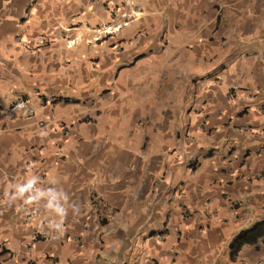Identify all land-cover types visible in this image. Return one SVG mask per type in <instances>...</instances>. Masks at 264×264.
Masks as SVG:
<instances>
[{
	"label": "crops",
	"instance_id": "obj_1",
	"mask_svg": "<svg viewBox=\"0 0 264 264\" xmlns=\"http://www.w3.org/2000/svg\"><path fill=\"white\" fill-rule=\"evenodd\" d=\"M136 3L0 0V264H264V0Z\"/></svg>",
	"mask_w": 264,
	"mask_h": 264
},
{
	"label": "trees",
	"instance_id": "obj_2",
	"mask_svg": "<svg viewBox=\"0 0 264 264\" xmlns=\"http://www.w3.org/2000/svg\"><path fill=\"white\" fill-rule=\"evenodd\" d=\"M264 237V220L257 222L252 227L243 230L234 240L232 248L235 254L245 244L258 245L260 240Z\"/></svg>",
	"mask_w": 264,
	"mask_h": 264
},
{
	"label": "built area",
	"instance_id": "obj_3",
	"mask_svg": "<svg viewBox=\"0 0 264 264\" xmlns=\"http://www.w3.org/2000/svg\"><path fill=\"white\" fill-rule=\"evenodd\" d=\"M136 1H137V0H122V2H123L125 5H129V6H135V5L137 4ZM135 13H136V10H135V9H132V10H130L129 12H127V11L122 12V15H123L124 17H127V18L123 21V24H128V23L130 22V20L132 19L131 16H132L133 14H135ZM121 25H122V24L114 25L113 28H112L113 25H112V26H111V25H110V26H107V27L104 28V31L107 32V33H108V32H111V31H113L114 29H118V28H120ZM20 40H22V39H20ZM47 40H48L47 36H45V35H41V36H39V38H38V40H37L38 45L46 44V43H47ZM18 105L24 107V103H23V102L19 103ZM98 200H99V199L96 197V201H98ZM97 204L99 205V202H97ZM26 264H30V263H26Z\"/></svg>",
	"mask_w": 264,
	"mask_h": 264
},
{
	"label": "clouds",
	"instance_id": "obj_4",
	"mask_svg": "<svg viewBox=\"0 0 264 264\" xmlns=\"http://www.w3.org/2000/svg\"><path fill=\"white\" fill-rule=\"evenodd\" d=\"M36 178L37 177L34 176L31 179L27 180L25 183L17 185L16 190L12 194L10 199H15L17 195L23 197L25 192L32 190ZM32 199H34V197ZM57 211L61 214V217H63L66 210L62 206H57ZM50 227L55 228V229H61L62 221L56 222L54 224H50Z\"/></svg>",
	"mask_w": 264,
	"mask_h": 264
}]
</instances>
